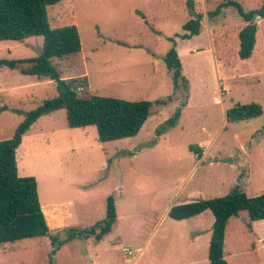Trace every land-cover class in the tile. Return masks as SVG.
I'll return each instance as SVG.
<instances>
[{
	"label": "rangeland",
	"instance_id": "obj_1",
	"mask_svg": "<svg viewBox=\"0 0 264 264\" xmlns=\"http://www.w3.org/2000/svg\"><path fill=\"white\" fill-rule=\"evenodd\" d=\"M192 1L203 18L200 34L188 40L177 36L191 18L186 0H61L48 7L52 28L78 29L81 50L51 63L63 79H86L80 97H168L172 79L163 55L171 37L188 91L155 107L135 136L115 141L99 142L93 126L69 128L63 109L39 118L23 136L16 162L19 176L37 181L50 232L92 227L104 218L109 196L117 218L100 240L72 239L53 254L48 237L2 245L0 264H131L134 257V264H208L211 212L181 221L166 215L160 222L165 210L222 197L237 186L249 197L264 194V17L251 56L242 60L238 33L246 23L235 7L212 19L206 14L227 1L248 12L264 0ZM42 48L41 36L0 41V59L35 57ZM54 96V81L1 68L0 141L23 120L16 110L28 112ZM249 103L259 104L262 114L226 121V110ZM189 145L204 156L194 158ZM247 221L242 211L227 223L228 264H264V220L255 221L253 231Z\"/></svg>",
	"mask_w": 264,
	"mask_h": 264
},
{
	"label": "trees",
	"instance_id": "obj_2",
	"mask_svg": "<svg viewBox=\"0 0 264 264\" xmlns=\"http://www.w3.org/2000/svg\"><path fill=\"white\" fill-rule=\"evenodd\" d=\"M61 0H0V41H21L28 37H43L40 54L31 58L0 59V69L7 67L18 70L21 74L37 79H49L55 82L56 96L44 100L36 108L23 115L12 137L0 141V246L24 239L48 237L54 246L52 254L63 244L72 239L86 240L93 237L100 240L109 233L116 221L114 198L109 196L105 203V216L90 228H65L51 233L42 211L37 181L32 176L18 175L16 151L22 143L23 136L39 118L58 110H65L66 123L69 128L96 129L97 140L101 143L135 136L151 115L155 107L166 106L177 100L182 93H187V80L182 75V66L173 37L169 38L171 46L163 55V60L172 79V93L154 101H127L113 97L90 94L80 97L78 89L87 87L86 79H63L52 65L51 59L76 54L81 50V41L75 25L58 28L50 26L47 9ZM191 18L177 35L181 39L198 36L201 30L202 13H196L192 0L185 2ZM227 6L235 7L237 15L246 25L239 31L240 59H248L255 45L257 22L264 17V2L255 10L245 12L234 1H227L207 12L209 19L214 18ZM187 97V96H186ZM185 102V101H184ZM183 102L182 106H185ZM180 114L179 110L175 118ZM262 114L257 103L235 105L226 110L228 122L256 118ZM188 151L199 159L202 150L197 145H189ZM205 211L213 216L211 236L208 245V264H228L224 259L225 229L230 218L237 217L245 211L248 216L246 226L251 230L254 221L264 220V194L249 197L240 187L233 188L228 194L211 199H202L170 207L167 216L181 221L195 217Z\"/></svg>",
	"mask_w": 264,
	"mask_h": 264
},
{
	"label": "crops",
	"instance_id": "obj_3",
	"mask_svg": "<svg viewBox=\"0 0 264 264\" xmlns=\"http://www.w3.org/2000/svg\"><path fill=\"white\" fill-rule=\"evenodd\" d=\"M180 53H178V55H179ZM193 155V154H192ZM204 156V153H203V151H202V155H201V157L198 159V160H200L202 157ZM194 158H197L196 157V155H194ZM187 203V202H186ZM170 208V207H169ZM169 208H167L166 210H165V212H164V214H163V216L161 217V220H160V222H162L163 221V219L165 218V216L167 215V213H168V211H169ZM43 211V213L45 212L44 210H42ZM202 214V213H201ZM201 214H199V215H201ZM44 215H45V218H46V213H44ZM199 215H197V216H199ZM196 217V216H195ZM117 218V217H116ZM193 218V217H192ZM190 219V218H189ZM185 220H188V219H185ZM46 221H47V219H46ZM47 223H48V221H47ZM254 223H255V221L254 222H252V224H251V231H253L254 230ZM187 234L184 232V237L186 238V237H189V234L186 236ZM189 250V249H188ZM142 253V249H140L139 251H138V255L140 256V254ZM138 256V257H139ZM135 260H136V257H134L133 259H129L128 261L131 263V264H134L135 263ZM179 264V263H178ZM180 264H189V260L185 263H180Z\"/></svg>",
	"mask_w": 264,
	"mask_h": 264
},
{
	"label": "water",
	"instance_id": "obj_4",
	"mask_svg": "<svg viewBox=\"0 0 264 264\" xmlns=\"http://www.w3.org/2000/svg\"><path fill=\"white\" fill-rule=\"evenodd\" d=\"M214 161H217V160H214ZM224 162H226L227 160H223ZM208 162H213L212 159L208 160Z\"/></svg>",
	"mask_w": 264,
	"mask_h": 264
},
{
	"label": "built area",
	"instance_id": "obj_5",
	"mask_svg": "<svg viewBox=\"0 0 264 264\" xmlns=\"http://www.w3.org/2000/svg\"><path fill=\"white\" fill-rule=\"evenodd\" d=\"M127 253H128V254H130V255L132 254V252H131V251H127Z\"/></svg>",
	"mask_w": 264,
	"mask_h": 264
}]
</instances>
